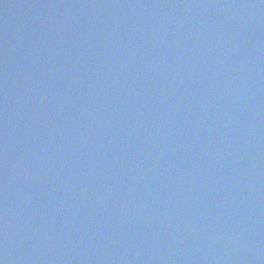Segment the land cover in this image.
<instances>
[{
	"label": "water",
	"instance_id": "obj_1",
	"mask_svg": "<svg viewBox=\"0 0 264 264\" xmlns=\"http://www.w3.org/2000/svg\"><path fill=\"white\" fill-rule=\"evenodd\" d=\"M0 264H264V0H0Z\"/></svg>",
	"mask_w": 264,
	"mask_h": 264
}]
</instances>
